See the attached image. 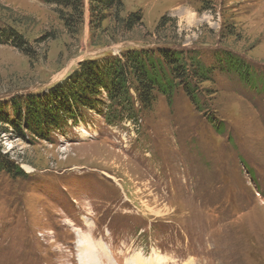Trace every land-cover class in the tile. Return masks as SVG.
Listing matches in <instances>:
<instances>
[{
    "label": "rangeland",
    "instance_id": "rangeland-1",
    "mask_svg": "<svg viewBox=\"0 0 264 264\" xmlns=\"http://www.w3.org/2000/svg\"><path fill=\"white\" fill-rule=\"evenodd\" d=\"M121 1L138 25L92 27L83 0L74 34L69 10L0 0V34L28 48L0 42V108L67 92L81 63L129 49L182 50L215 64L211 81L197 104L182 86L149 107L131 90L133 109L102 94L38 134L0 123V154L22 172L0 170V264H264V0ZM227 52L250 83L218 67Z\"/></svg>",
    "mask_w": 264,
    "mask_h": 264
},
{
    "label": "trees",
    "instance_id": "trees-1",
    "mask_svg": "<svg viewBox=\"0 0 264 264\" xmlns=\"http://www.w3.org/2000/svg\"><path fill=\"white\" fill-rule=\"evenodd\" d=\"M47 2L69 10L65 14L59 10V14L68 27H74L76 34L83 19V0ZM123 6L121 0H89L90 25L99 27L105 19L114 15L115 19L123 22L128 30L132 29L141 22V12H129L121 18L119 12L123 10ZM0 42L11 44L28 54V48L23 46L21 36L13 30L2 31ZM217 61L221 70H234L247 84L250 83L249 77H254L252 67L230 52L225 53L221 60L217 56ZM214 69L215 64L207 66L201 59L191 54L188 58L182 50L163 46L157 47L153 52L125 50L118 57L108 56L101 62L81 63L79 70L74 74V80L69 82L67 92L59 88L49 97H40V100L34 96L15 99L10 103L11 117L0 108V123L13 126L17 132L24 127L38 134L43 129H52L61 119L74 121L79 109L95 110L96 105L104 103L102 94L107 101L118 107L133 109L134 103L130 102L129 96L131 90L134 91L135 101L140 106L149 107L157 94L171 100L175 89L182 86L190 99L197 104L198 87L203 82L211 81ZM1 129L3 132L7 131L5 126H1ZM19 133L22 136L20 131ZM0 170L14 176L22 175L19 167L14 165L5 153L0 154Z\"/></svg>",
    "mask_w": 264,
    "mask_h": 264
},
{
    "label": "bare ground",
    "instance_id": "bare-ground-1",
    "mask_svg": "<svg viewBox=\"0 0 264 264\" xmlns=\"http://www.w3.org/2000/svg\"><path fill=\"white\" fill-rule=\"evenodd\" d=\"M87 246H88V245H87ZM83 247H84V246H83ZM86 260H89V261L91 262L90 258H86ZM144 260H146V262L143 261V263H140V264H146L148 258H145ZM193 262H194L193 259H191L188 263H185V264H193Z\"/></svg>",
    "mask_w": 264,
    "mask_h": 264
}]
</instances>
